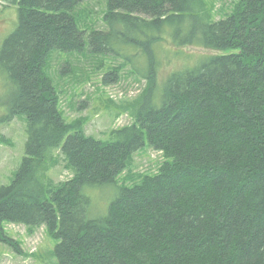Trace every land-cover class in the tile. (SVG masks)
I'll use <instances>...</instances> for the list:
<instances>
[{
	"label": "trees",
	"instance_id": "16d2710c",
	"mask_svg": "<svg viewBox=\"0 0 264 264\" xmlns=\"http://www.w3.org/2000/svg\"><path fill=\"white\" fill-rule=\"evenodd\" d=\"M84 1L11 0L20 22L0 59L15 87L10 118L25 116L28 139L0 187V251L13 243L8 222L46 226L58 264H264V0H237L216 20L207 0H105L106 30L87 32L88 43L70 13ZM163 43L226 54L173 74L157 99ZM85 49L148 82L134 124L108 141L69 123L39 73L51 52ZM147 147L165 160L134 174ZM56 153L74 172L66 182L49 177ZM101 185L119 195L106 217L89 219L83 189Z\"/></svg>",
	"mask_w": 264,
	"mask_h": 264
},
{
	"label": "rangeland",
	"instance_id": "374dc122",
	"mask_svg": "<svg viewBox=\"0 0 264 264\" xmlns=\"http://www.w3.org/2000/svg\"><path fill=\"white\" fill-rule=\"evenodd\" d=\"M207 1L216 20L230 13L237 0ZM107 11L105 0H87L70 12L79 29L85 32L87 43V32L106 30L103 18ZM19 22V6L12 5L11 0H0V53L4 42L16 32ZM155 52L160 63L157 99L161 97L164 83L173 74L196 70L208 56L226 54L194 46L179 50L168 43L156 46ZM142 59L145 63L146 59ZM110 70L117 73L116 78L108 73ZM39 73L42 78L46 76L45 80L56 91L65 119L69 123L78 122L87 136L102 141H108L112 131L134 124L133 114L148 86V82L135 76L122 59L91 54L87 49L78 53L53 51L43 61ZM14 91L15 87L0 59V187L11 185L26 157L27 120L21 114L10 118ZM157 106L161 107L160 101ZM4 118L10 119L5 122ZM146 144L149 145L147 141ZM165 155L163 151L147 147L135 155L131 171L134 174L155 172ZM48 166L49 177L55 183L66 182L74 175L62 157ZM83 190L84 196L90 200L88 217L93 220L106 217L110 205L119 195V189L112 185ZM4 229L13 238V243L2 247L0 264H58L54 256L58 242L51 237L46 226L30 227L7 222Z\"/></svg>",
	"mask_w": 264,
	"mask_h": 264
},
{
	"label": "bare ground",
	"instance_id": "6f19581e",
	"mask_svg": "<svg viewBox=\"0 0 264 264\" xmlns=\"http://www.w3.org/2000/svg\"><path fill=\"white\" fill-rule=\"evenodd\" d=\"M164 160H165V159H163L162 162L160 163L159 168L162 166L161 164L164 162ZM159 168H158V169H159ZM158 169H157L155 172H151V173H157Z\"/></svg>",
	"mask_w": 264,
	"mask_h": 264
}]
</instances>
